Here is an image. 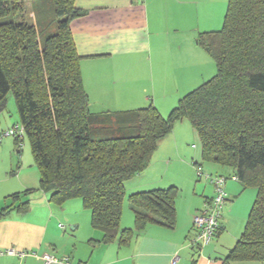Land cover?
I'll list each match as a JSON object with an SVG mask.
<instances>
[{
  "label": "trees",
  "instance_id": "obj_1",
  "mask_svg": "<svg viewBox=\"0 0 264 264\" xmlns=\"http://www.w3.org/2000/svg\"><path fill=\"white\" fill-rule=\"evenodd\" d=\"M24 0H0V111L6 95L15 101L39 172V187L51 203L80 199L102 242H123L120 228L124 182L142 172L158 143L179 122H189L202 160L229 168L256 198L244 232L223 264H264V0H228L223 25L196 42L212 58L216 74L183 96L162 117L150 103L132 111L90 113L69 23L85 14L75 0H52L56 27L14 18ZM262 97V98H261ZM21 138L15 137L20 152ZM177 189L128 196L134 226L172 229ZM9 207L0 209V219Z\"/></svg>",
  "mask_w": 264,
  "mask_h": 264
},
{
  "label": "crops",
  "instance_id": "obj_2",
  "mask_svg": "<svg viewBox=\"0 0 264 264\" xmlns=\"http://www.w3.org/2000/svg\"><path fill=\"white\" fill-rule=\"evenodd\" d=\"M227 3L228 0H75V7L85 14L73 19L69 29L81 58L80 73L90 113L132 111L146 107L149 101L163 115L170 112L175 102L213 73V60L196 39L200 33L221 29ZM177 123L158 143L156 153L165 151L164 159L173 156L178 160L172 165L173 161L166 160L165 172L171 177L156 186L175 187L179 196L185 189L181 187L184 182L176 181L174 175L178 178L180 174L186 188L192 187L195 200L183 202L176 197L172 229L149 224L136 231L132 207L124 198L120 228L132 233L123 242L103 243L102 233L92 227L90 212L80 199L61 205L51 203L49 193L39 187L38 169L34 172L32 165L25 163L24 150L17 151L14 139H3L0 209L9 210L0 219V251L14 248L38 254L53 252L70 257L72 264H172L175 257L176 264H223L244 232L249 215H244L245 210L255 189L227 180L228 203L217 235L206 247L192 246V217L213 197V188L206 181L196 184L194 170L202 169L207 162L202 160L201 146L194 144V132L186 131V140L180 138ZM13 124L2 116L0 132ZM207 164L211 175L233 176L229 168ZM247 189L251 192L243 200L244 213L234 217L232 212ZM229 263L261 264L236 260ZM0 264L41 262L29 256L19 259L1 255Z\"/></svg>",
  "mask_w": 264,
  "mask_h": 264
},
{
  "label": "rangeland",
  "instance_id": "obj_3",
  "mask_svg": "<svg viewBox=\"0 0 264 264\" xmlns=\"http://www.w3.org/2000/svg\"><path fill=\"white\" fill-rule=\"evenodd\" d=\"M52 8H53L52 7V0H24V1L17 2V4L14 6L15 10H14L13 15L17 21H20V22L22 21V22L26 23L27 25H33L36 27L45 26L44 28L49 27V26H47V24L51 25L50 30L52 31L56 27L57 22H58L54 16V14H53ZM213 65H214V71L211 74L209 79H211L216 74L215 64L213 63ZM149 103H151L154 106V102L149 101ZM176 103L177 102H175V104ZM175 104H174V106H175ZM156 109H157V111L159 110L158 108H156ZM158 112H159V114L161 113L160 111H158ZM169 113L170 112L168 111L164 115L161 113L163 116L161 114L160 115L162 117L166 118L169 115ZM2 116H4L6 118V120L9 122L13 121V123H14L13 125L19 124L16 105H15V101H14V98H13L11 92H9L4 99L3 108L0 111V120H1ZM177 124H179L178 126H179V128H181L179 137L186 140V139H188L186 131L194 132V134H195L194 135L195 136L194 144L196 145V147L199 148L200 147L199 139H198L195 131L193 130V128L189 124V122L186 120H183V121H179V123H177ZM173 130H174V127H173ZM165 138H163V139H165ZM10 139L13 140L14 138H10ZM21 139L22 140H21L20 148L24 150L25 163H27L28 166L31 164L33 171L37 172L35 160L33 158L31 151H30L29 142L24 135L22 136ZM166 141H170V139H166ZM188 145H191V142ZM157 147H156V149H157ZM156 149L153 152L151 159L147 163L146 167L142 171L143 173L140 172L137 175L133 176L132 178H130L129 180L124 182L125 202H127V200H128L127 198L129 195L136 193V192L145 191V190H140L141 188H144L147 191L158 189L157 188L158 186H156L157 182H160V180H162V179H165V181H167V179L171 177L170 173L165 172L166 160H171V162L173 161L171 163V165H172V164H174L175 160H178V158H174L173 156H170L168 159H166L168 157L167 156L164 159V157L166 156L165 151H162V154L156 153ZM201 167H202L204 174H209V172H207V167H208L207 163H204V165ZM174 178L176 179V181H179L180 183L184 182L183 184H181L182 185L181 187L185 188V189H183V192H181L182 194H180V192H179V196H178V190H177V196L180 197V200L183 202L187 199L188 200L189 199L195 200L194 197H192V194H193L192 193V187L189 186L186 188L187 183L185 181V178L181 179L180 174L178 175V178H177V174H175ZM194 178H195V181H197L196 184H201L204 181H206L207 184H209V182L204 178V176H202L201 178L198 179L195 170H194ZM198 180H199V182H198ZM228 180H231V179H228ZM232 181H234V180H232ZM247 190L248 191H245L246 193H244L241 196L242 198H240L239 203L235 206V208L232 212V215L234 217L238 216L240 213L241 214L244 213L243 208H241L242 203H243V200H245V198H246V194H248V192H251V191H249V189H247ZM253 192H254V198H252L253 199L252 202H249V208L247 206V209L245 210L244 215L246 217L249 214V210H250L251 205L255 199L256 192H255V190ZM72 200H79V199H72ZM227 203H228V201H226L222 211H224V208H225ZM239 205H240V207H239ZM221 216H222V213H221Z\"/></svg>",
  "mask_w": 264,
  "mask_h": 264
},
{
  "label": "built area",
  "instance_id": "obj_4",
  "mask_svg": "<svg viewBox=\"0 0 264 264\" xmlns=\"http://www.w3.org/2000/svg\"><path fill=\"white\" fill-rule=\"evenodd\" d=\"M24 134L23 127L20 124L13 125L10 128L4 129L0 132V142L5 138H22ZM198 179L204 176L213 188V197L208 203L205 204L203 210L196 213L192 217V229L194 231L191 237L190 244L192 246H208L213 238L217 235L220 229L221 211L227 201V193L225 185L228 179L237 181L235 176L226 177L223 175H210L204 174L200 167L195 168ZM62 228L63 226L60 225ZM1 255L15 256L19 259L26 257H33L38 259L41 264H72L70 257L57 256L53 252H45L38 254L35 251L30 250H16L14 248H6L0 251ZM178 260L175 257L172 260V264H176Z\"/></svg>",
  "mask_w": 264,
  "mask_h": 264
},
{
  "label": "water",
  "instance_id": "obj_5",
  "mask_svg": "<svg viewBox=\"0 0 264 264\" xmlns=\"http://www.w3.org/2000/svg\"><path fill=\"white\" fill-rule=\"evenodd\" d=\"M145 166H146V164H145Z\"/></svg>",
  "mask_w": 264,
  "mask_h": 264
}]
</instances>
